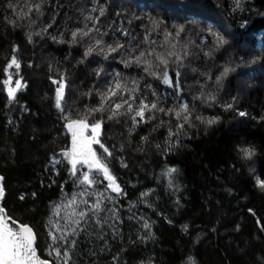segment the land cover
Wrapping results in <instances>:
<instances>
[{
  "label": "snow or ice",
  "instance_id": "obj_1",
  "mask_svg": "<svg viewBox=\"0 0 264 264\" xmlns=\"http://www.w3.org/2000/svg\"><path fill=\"white\" fill-rule=\"evenodd\" d=\"M89 3L78 15L64 13L59 24L61 0L0 3V34L22 30L29 44L47 40L78 50L71 68L61 69L56 61L55 68L49 62L47 69L50 86H54L50 106L70 135V147L54 151L44 168L45 173L58 176L63 167L60 195L51 202L38 233L10 213L5 177L0 175V264H160L155 256L145 260L139 255L141 246L155 236L141 207L162 216L148 198L155 190H141L136 200L129 199L131 182L122 185L117 167H129V153L145 158L157 155L166 162L181 147L182 138H190L193 131L218 130L224 124L223 113L264 122V112L252 116L241 107L244 89L236 84L241 75H247H237L241 68L264 57L233 56L231 32L195 14L169 21L130 7L109 12L113 0ZM236 10L253 11L247 0H233L230 12ZM240 27L247 29V18H241ZM18 51L19 46L12 44L0 81L6 107L18 103V93L28 87L19 74ZM78 65L84 66L85 76L91 79L74 98L71 69ZM22 110L30 111L24 106ZM116 126L121 128L122 139L119 144L109 143L108 132ZM233 152L239 162V167L231 165L233 170L246 168L254 188L264 195V178L256 170L261 151L251 143H237ZM176 172L165 163L156 176L157 184L165 181L166 188L176 191ZM51 176L47 187L56 184ZM40 186H45L43 179ZM26 195L35 200L38 194L21 193L18 199L23 202ZM174 203L177 209L181 207L179 199ZM26 207L21 205V214ZM165 222L173 224L171 219ZM180 228L189 234L188 225ZM210 231L217 232L215 227ZM259 231L264 233V226ZM189 242L195 245L200 240L189 234ZM242 255L249 256L251 264H264V249L259 257L248 249ZM186 264H195V259L189 256Z\"/></svg>",
  "mask_w": 264,
  "mask_h": 264
},
{
  "label": "trees",
  "instance_id": "obj_2",
  "mask_svg": "<svg viewBox=\"0 0 264 264\" xmlns=\"http://www.w3.org/2000/svg\"><path fill=\"white\" fill-rule=\"evenodd\" d=\"M61 2L64 7L57 16V24L64 13L78 15L80 9L91 6L89 0ZM232 3L233 0H113L109 12L113 8L130 7L132 11L149 12L169 21L173 18L182 21L186 15L195 14L233 34V56L250 58L259 54L264 57V17L260 15L264 13V0H247V7L253 11L244 12H230ZM136 4L139 8L135 7ZM241 18L248 19L247 29L240 27ZM12 44L19 46L16 53L22 64L19 74L28 87L18 93V103L9 107H6V95L0 87V175L5 177L6 203L10 213L29 223L39 233L42 222L47 219L46 214L50 212L51 202L57 201L60 195L59 185L65 178L62 166L60 175L51 176V173L44 172L45 165L54 151L70 147V135L62 128L50 106L54 86H50L47 78L48 64L51 62L55 68L56 61H60L61 69L71 68L78 57V50H69L47 40L29 44L22 30L0 34V81ZM66 55L67 60L64 59ZM71 72L75 98L91 76H85L83 65L71 69ZM263 72L264 59H261L237 73H247L246 76L241 75L236 84L244 89L241 107L252 116L264 112ZM22 106L30 111H23ZM222 115L224 124L218 130L209 129L207 133L203 129L193 131L190 138H182L181 147L168 156L166 162L157 155L145 158L129 153V167H117L122 185L131 182L132 186L127 188L129 199L136 200L141 190L154 189L148 198L162 213L158 216L150 209H140L150 218L155 233L152 241L141 246L143 251L139 255L145 260L155 256L160 264H186L187 258L192 256L195 264H251L250 257L242 255L243 250L248 249L259 257L261 249H264V233L259 231L264 226V195L254 188L253 177L246 168L234 171L231 167L234 163L239 167L233 145L251 143L261 151L256 170L264 178V122L241 120L230 113ZM34 129L38 131L34 133ZM34 134L37 136L35 140L32 139ZM108 136L109 143L119 144L121 128L113 127ZM165 163L177 169L173 174L176 191L166 188L165 181L157 184L156 176ZM50 176L56 184L47 187ZM41 179L44 187L40 186ZM65 188H70V184ZM31 192L38 194L35 200L28 195L23 202L18 199L21 193ZM176 199L180 200L179 209L174 203ZM22 204L27 205L23 214ZM166 219H171L173 224L166 223ZM185 224L192 239L200 240L198 244L190 243L189 234L181 231L180 226ZM237 226L238 231L235 230ZM213 227L216 234L210 231Z\"/></svg>",
  "mask_w": 264,
  "mask_h": 264
},
{
  "label": "rangeland",
  "instance_id": "obj_3",
  "mask_svg": "<svg viewBox=\"0 0 264 264\" xmlns=\"http://www.w3.org/2000/svg\"><path fill=\"white\" fill-rule=\"evenodd\" d=\"M262 74H264V72Z\"/></svg>",
  "mask_w": 264,
  "mask_h": 264
}]
</instances>
